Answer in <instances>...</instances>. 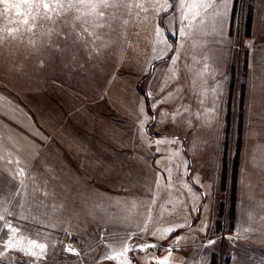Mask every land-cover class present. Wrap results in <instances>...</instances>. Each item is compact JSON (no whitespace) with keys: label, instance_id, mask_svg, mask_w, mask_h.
Returning a JSON list of instances; mask_svg holds the SVG:
<instances>
[{"label":"rangeland","instance_id":"rangeland-1","mask_svg":"<svg viewBox=\"0 0 264 264\" xmlns=\"http://www.w3.org/2000/svg\"><path fill=\"white\" fill-rule=\"evenodd\" d=\"M35 2L53 7L28 25L0 3V264H121L125 239L128 264H264V0ZM105 128L139 140L146 182L92 184L105 217L56 216L50 146L71 130L79 166L80 135Z\"/></svg>","mask_w":264,"mask_h":264},{"label":"crops","instance_id":"crops-1","mask_svg":"<svg viewBox=\"0 0 264 264\" xmlns=\"http://www.w3.org/2000/svg\"><path fill=\"white\" fill-rule=\"evenodd\" d=\"M140 80L141 78H138L136 81L137 87ZM139 92L142 93L140 90ZM124 132H127V130L122 131L114 128H105L97 131L93 130L90 134L80 135L79 148L77 146L78 149H76L78 152H75L79 154V166H74L73 163L68 160L67 156L68 153L72 156L74 154L71 130L64 131L65 151H58L56 146L55 148L50 146V153L53 156L49 161V168L64 170L61 175H59L60 177H57L58 174L56 172L57 175L55 174L54 177L49 178L51 191H54L55 195L61 194L63 196L59 204L63 205L65 208L64 210H66L64 213L55 214L56 216L80 217L82 220L83 218L92 216L105 217L106 213L101 211L103 208L97 206V210L91 213L88 207L89 191L92 184L95 183L98 185L95 186V190L99 191V193L104 196L105 192L108 190L115 192L116 190L120 192H130L131 190H135L138 183L146 182V178L141 176L142 173L138 175V170L143 169L144 163L136 162L132 158L134 155H131V153L135 151V146L139 144V140H131L135 137L131 138L129 137L131 135H125L123 134ZM149 134L151 133L149 132ZM124 136L129 139L127 140ZM78 167L81 170L79 176L73 177L70 175L69 171H67ZM79 178L81 180V194L76 195L71 192L65 193L64 187L69 188L73 179H77L78 181ZM75 186L77 185L75 184ZM77 190L79 191V188ZM72 194H74V197L71 196ZM71 198H76V200ZM76 202L77 205H75ZM68 209L70 211L74 210V213L67 212ZM86 221L88 222V219H86ZM125 242L129 245L127 257H131V253L134 249V240L125 239L120 242L117 252L122 250Z\"/></svg>","mask_w":264,"mask_h":264},{"label":"snow or ice","instance_id":"snow-or-ice-1","mask_svg":"<svg viewBox=\"0 0 264 264\" xmlns=\"http://www.w3.org/2000/svg\"><path fill=\"white\" fill-rule=\"evenodd\" d=\"M81 3L84 2V0H80ZM0 3H2L5 7V12L7 13L9 9H15V15L18 17H21V19L18 21V23H21L23 25H28L29 24V17L32 19H35V17L32 16L33 11H37L39 9H44L45 11L50 10L52 5L49 3H41V2H35V0H19V2H12V0H0ZM70 8L73 7V4L68 5ZM91 7H95V5H91ZM103 6H107L106 0ZM208 5H204V7H207ZM54 7H63L62 4H55ZM26 9V11H22L21 9ZM15 22V21H14ZM181 34H183L181 30ZM150 94H146V97L149 96ZM161 141H158L157 143H160ZM167 142V141H166ZM174 143L175 141H171ZM9 228V231L15 232L16 229L12 228L11 225H6ZM166 231L171 232L172 229H167ZM19 243V242H17ZM17 243H13V239L10 237L9 240L7 241L6 247L8 248H16ZM211 243V242H210ZM33 248H39L40 253L43 254L45 252V245L44 244H39L34 240H29L28 241V247H20L19 251L23 252L26 256H35L37 259H40L41 256H37L35 252L32 251ZM69 251H72V249H68ZM129 251V245L127 242L124 243V246L122 250L117 252L115 255H112L110 258L112 259H118V258H123L121 261V264H128L127 261V253ZM159 264H167L166 260H161L159 261Z\"/></svg>","mask_w":264,"mask_h":264},{"label":"trees","instance_id":"trees-1","mask_svg":"<svg viewBox=\"0 0 264 264\" xmlns=\"http://www.w3.org/2000/svg\"><path fill=\"white\" fill-rule=\"evenodd\" d=\"M146 79V77L145 78H143L140 82H139V85H138V87H139V90L145 95V97H146V94L147 93H145V91L143 90V88H142V84H143V82H144V80ZM188 227H184L183 229L185 230V229H187ZM177 234H179V233H177Z\"/></svg>","mask_w":264,"mask_h":264}]
</instances>
